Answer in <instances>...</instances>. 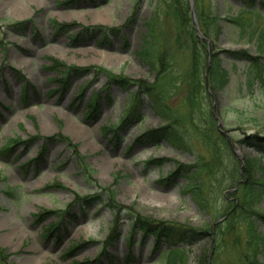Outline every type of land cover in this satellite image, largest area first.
Wrapping results in <instances>:
<instances>
[{"label": "rangeland", "instance_id": "rangeland-1", "mask_svg": "<svg viewBox=\"0 0 264 264\" xmlns=\"http://www.w3.org/2000/svg\"><path fill=\"white\" fill-rule=\"evenodd\" d=\"M159 3L0 0V153L12 149L0 154V264H243L247 227L224 215L228 206L242 207L241 199L255 202L250 211L258 216L264 264V154L253 141L244 143L264 139V0H210L221 32L209 39L194 0L207 63L212 67L218 55L228 83L208 88L205 115H196L203 124L213 113L215 127L203 126L206 145L188 122L184 86L165 99L195 138L184 149L153 140L170 123L140 92L154 84L149 64L161 54L178 79L190 70L174 22L163 11L156 18ZM191 18L194 26L192 12ZM151 25L163 30L152 34ZM149 35H158L154 47L147 46ZM146 50L144 62L137 53ZM224 51L258 58L261 77L249 78L250 64ZM199 159H213L217 171L215 186L206 179L204 209L185 192L187 178L168 182ZM235 167L239 179L230 184ZM137 217L188 231L190 243L180 245L186 260L162 258L166 244L158 248L156 236L133 231Z\"/></svg>", "mask_w": 264, "mask_h": 264}, {"label": "trees", "instance_id": "trees-1", "mask_svg": "<svg viewBox=\"0 0 264 264\" xmlns=\"http://www.w3.org/2000/svg\"><path fill=\"white\" fill-rule=\"evenodd\" d=\"M195 7L199 27L205 38L209 39L210 36H218L221 32V19L213 12L210 0H195ZM161 11H163L164 18L172 20L174 22L176 26L175 44L179 49H185V51H188L191 54V64L190 70L186 74V76L178 79V77L181 76H179L175 70H172V63L170 62V59L167 58V60H165L166 62H163V58H165L164 54H161V57L157 58L158 61H156L157 59L153 61L151 60L149 65L151 66L152 70L156 72V80L153 85L142 87V91L140 92H146L147 94H149L155 104H157V106L160 108V113L166 119H168L170 123L164 129H162V131H160V133L156 135L153 140L159 143L160 141L165 139L172 145L180 147L182 149L186 148L188 145H193L195 143V138H193V135H191L190 132L185 128V125L183 123L184 119L175 118L173 113H170L169 108L164 105L165 99L169 96L171 97L176 87L182 88L184 86L187 93L185 103L186 107L188 108V122H190V124L192 125L191 129L194 133V136H196V138L201 141L203 145H206L207 137H209V134H207V131L205 130V128H203V126H209L210 124V126L215 127L213 113H206V121H204L203 124L198 122V118L196 117V115H199V113L205 115L201 107L202 102L204 103V94L207 92L208 88L219 89L225 87V85L228 83L227 73H225L223 68L221 67L220 58L216 54L213 57L212 67H209L207 63L209 56L207 51L204 50L205 45H203L201 40L196 36V30L192 23L189 0H160V3L157 7V19L160 18ZM149 27L152 34H156L163 30L161 28V25H157V29L153 25ZM261 33L264 36V32ZM157 38L158 35L147 36V38H145L147 46L152 47L154 40L156 42L159 40ZM262 41V46H264V37ZM148 53L149 52L146 50L145 52L137 53V55L143 58V61L145 62V57L148 55ZM223 53L227 54L228 57L233 60L248 62L250 64L249 78L251 77L252 79L254 77H257V75L261 77L262 72H260L261 66L258 58L252 57L249 53H247V51H224ZM207 70L208 77L203 78V74ZM206 79L208 81H206ZM96 99L97 97H95L94 101H92L91 107H93V103L95 106V103L99 101V98L97 100ZM124 120L121 122L125 123L126 121ZM207 121H209V123ZM237 121L240 124L245 123L244 120H242V117H239ZM214 132H216L215 129ZM249 141H253V144L256 145V147L261 148L263 150L262 153L264 154V139H259L257 136H253L249 140L244 141V143H248ZM11 150V148H6V150L4 152H1L0 154L2 156L6 155L7 153L11 152ZM217 158L219 159V157ZM149 165H154V163L150 162ZM157 165L161 166V164ZM234 169L235 174H232V176L234 175L233 178L228 179L230 181V184L236 183L235 177L238 176L237 180L239 179V174L237 173L238 168L236 169L235 167ZM215 172L217 171L215 170V163L213 159H211L210 162H205L199 159V161L196 162V165L194 164L193 167L180 166L175 173L170 175V179H168V182L171 183V180H175L177 177L183 176L187 178L189 183L185 188V192L192 194L193 199L204 209L208 204L207 202H204L205 200H203V196L207 191L206 179H210L209 181L211 182V185L215 186L212 179L215 176ZM220 188L221 186L219 185L218 189ZM240 202L243 205L242 207L239 206L237 208L235 204L231 207L228 206L225 209L224 215L228 216L229 214H233L234 218L239 216L236 219L238 221V225L241 226V229L243 226L247 227V231L243 232L246 239V251L243 254L244 257L241 263L260 264L258 259L260 255V253H258V244L261 240L260 235H258L254 229V225L256 223L255 217L258 216L252 210L250 211V208H252V203L255 204V202H248L246 199H241ZM244 207H246L248 211L247 215L243 213ZM136 219L137 220H135L133 224V231L138 230V228L140 227L141 230L145 231V234L151 233L156 236V246L158 248H160L163 243L166 244L167 249L163 252L162 258H166L167 260L169 259L171 261L179 257H184V259L186 260V257L188 256L186 254V250H184L183 247H180V245L190 243L191 235L187 236L186 234L189 233L188 231H185L182 228L171 224L154 225V222L145 218L137 217ZM229 222L232 223V221ZM49 233V230H44L43 235L47 237ZM116 233L117 231L115 227L112 230V236L114 237ZM111 239L112 238H110V240ZM179 252H182L184 255L179 256ZM0 255H2V258H4V253L1 250Z\"/></svg>", "mask_w": 264, "mask_h": 264}, {"label": "water", "instance_id": "water-1", "mask_svg": "<svg viewBox=\"0 0 264 264\" xmlns=\"http://www.w3.org/2000/svg\"><path fill=\"white\" fill-rule=\"evenodd\" d=\"M190 2H191V8H192L193 22H194L195 30H196V32H197V36H198L199 38H201L202 40H204L205 38L202 37V35H201V33H200V30H199V28H198L197 25H196L195 10H194V5H193L194 0H190Z\"/></svg>", "mask_w": 264, "mask_h": 264}]
</instances>
